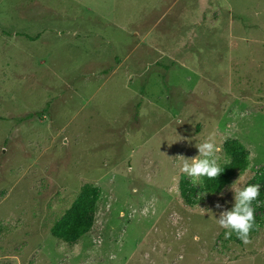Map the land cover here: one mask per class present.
I'll return each mask as SVG.
<instances>
[{"label":"rangeland","instance_id":"1","mask_svg":"<svg viewBox=\"0 0 264 264\" xmlns=\"http://www.w3.org/2000/svg\"><path fill=\"white\" fill-rule=\"evenodd\" d=\"M209 137L249 166L202 198L177 157ZM261 169L264 0H0V264H264V216L217 221ZM87 188L93 228L52 237Z\"/></svg>","mask_w":264,"mask_h":264},{"label":"trees","instance_id":"2","mask_svg":"<svg viewBox=\"0 0 264 264\" xmlns=\"http://www.w3.org/2000/svg\"><path fill=\"white\" fill-rule=\"evenodd\" d=\"M226 156L230 163L221 167L222 172L217 178L209 179L204 177L205 189H210L208 193L217 194L224 187L230 184L231 179L236 174L244 173L248 166V152L238 141H227L224 145ZM258 185L259 195L252 202L254 209V223L249 234L253 233L262 225L264 213V169L254 177L248 185ZM247 185V186H248ZM181 196L186 202H192L196 198V189L190 181L181 182ZM101 193L97 188L85 189L78 198V201L66 211L64 216L52 227V237L65 243H71L87 234L94 225V214L97 209V203L100 200ZM238 241L242 239L236 235Z\"/></svg>","mask_w":264,"mask_h":264},{"label":"clouds","instance_id":"3","mask_svg":"<svg viewBox=\"0 0 264 264\" xmlns=\"http://www.w3.org/2000/svg\"><path fill=\"white\" fill-rule=\"evenodd\" d=\"M196 147L199 152L197 157L186 159L183 156H179L177 158L181 171L191 177L195 185L199 184L203 186L202 177H208L209 179L217 178L222 169L218 163V148L213 137H209L204 142L196 143ZM242 179L243 177L239 176V179L230 186V189L235 194V206L231 211L222 213L217 221L221 227L228 230L225 231L226 238L235 233L239 238L247 242L248 234L254 223L252 202L259 195V186L250 184L242 187L240 185ZM209 191L211 190L205 189V191H201L198 194L203 198Z\"/></svg>","mask_w":264,"mask_h":264}]
</instances>
